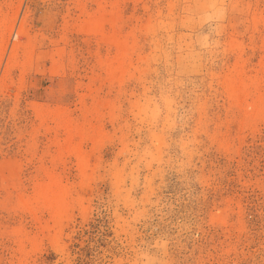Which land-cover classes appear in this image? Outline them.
<instances>
[{"label":"rangeland","instance_id":"374dc122","mask_svg":"<svg viewBox=\"0 0 264 264\" xmlns=\"http://www.w3.org/2000/svg\"><path fill=\"white\" fill-rule=\"evenodd\" d=\"M0 264H264V0H0Z\"/></svg>","mask_w":264,"mask_h":264}]
</instances>
